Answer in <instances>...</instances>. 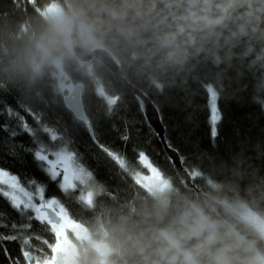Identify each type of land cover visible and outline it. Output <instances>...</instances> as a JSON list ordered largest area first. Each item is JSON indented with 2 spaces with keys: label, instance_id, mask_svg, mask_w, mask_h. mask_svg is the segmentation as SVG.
<instances>
[{
  "label": "trees",
  "instance_id": "obj_1",
  "mask_svg": "<svg viewBox=\"0 0 264 264\" xmlns=\"http://www.w3.org/2000/svg\"><path fill=\"white\" fill-rule=\"evenodd\" d=\"M64 1L67 7L78 2ZM103 2L124 10L125 0ZM129 2L145 9L149 0ZM52 4L58 5L56 0H0V170L15 176L24 188L42 187L44 198L58 200L71 220L88 229L92 242L110 241L115 249L113 264H143L136 251L138 243L156 229L171 224L194 202H203L178 176L158 136L148 126L133 95L134 88L141 90L158 109L164 140L178 153L195 188L206 194L213 191V182L224 181L223 191L214 195L234 202L244 199L255 210L264 212V180L257 183L249 174L239 181L221 163L231 165V157L243 149L264 174V158L256 159L253 150L257 142L264 145V108L252 99L253 73L247 70L253 57L264 52V0H251L249 35L232 48L235 53L247 47L253 51L242 61L233 58V67L226 73L230 79H225L224 84L234 97L215 102L219 115L215 136L211 122L213 104L203 86L225 67L221 64L216 68L212 57L228 51L230 45L225 43V37L235 30L232 21L225 28L215 29L222 32L220 36L215 32L200 33L195 43H180L173 48L162 46L158 40L164 32L174 31L168 24H157L164 17L169 23L172 21L163 0H157L155 10L143 18L135 17L132 9L116 19L102 14L106 21L102 46L119 65V71L112 73L96 61L81 65L73 55L42 61L35 47L45 27L40 9ZM247 10L245 5L233 15ZM122 27L131 28L134 35H122ZM184 39L181 37V41ZM237 69L244 73L243 77H237ZM60 83L82 86L83 119L75 118L65 106L66 88L61 89ZM8 109L23 119L9 116ZM25 123L35 130L36 136L24 130ZM42 126L56 129L62 140H53ZM12 131L17 135L12 136ZM37 137L51 153H71L75 165L89 173V186L78 183L67 191L61 189L58 178L46 171L45 160L36 158L40 147ZM99 145L122 157L125 163L119 166ZM139 153L146 154L169 181L167 190L151 193L135 180V173L144 171L138 161ZM249 184L253 187L246 191ZM161 204L166 211H160ZM22 219L0 187V223L8 225L0 227V234L20 236L17 240H0V264L47 263L56 244L53 229L46 222L33 219V227L25 233L38 237L25 246V234L11 228L12 222L19 224ZM83 247L85 251L75 257L76 264H95L96 257L88 244ZM24 250L32 252V262L26 261ZM150 252L151 248L147 249Z\"/></svg>",
  "mask_w": 264,
  "mask_h": 264
},
{
  "label": "clouds",
  "instance_id": "obj_2",
  "mask_svg": "<svg viewBox=\"0 0 264 264\" xmlns=\"http://www.w3.org/2000/svg\"><path fill=\"white\" fill-rule=\"evenodd\" d=\"M156 2L149 0L146 8L141 9L135 2L125 0L123 11L108 6L103 0H78L67 8L58 6L54 13L45 16V27L35 47L42 61L55 59L57 55L72 56L77 48L92 51L102 45L101 37L106 23L101 18L102 14L116 19L127 15V10L132 9L135 17L143 18L155 10ZM163 3L172 21L169 23L164 17L157 24H168L174 28V31L158 36L164 47L178 48L180 43H195L197 34H212L217 27H227L228 21L235 24V30H230V35L225 37V43L230 45L228 51L223 56L216 54L212 57L216 68L221 64L225 67L216 73L214 80L203 86L213 103L220 98L234 97V94L228 93L224 80L230 79L226 73L233 67V58L242 61L253 51L251 47L240 53L232 51L242 37L249 35L251 0H163ZM245 5L248 6L247 11L233 15ZM120 31L126 37L134 35L131 28L122 27ZM215 35L220 36L222 32H215ZM181 37L185 39L181 41ZM247 70L253 73L252 99L264 108V52L253 57ZM243 75L237 69V77ZM253 150L256 159L264 158V145L257 142ZM231 160V165L225 161L221 163L230 168L239 181L249 174L257 183L264 180V174L252 163V158L244 154L243 149ZM211 187L213 191L205 194L203 204L194 202L171 224L156 229L138 243L136 251L142 257L143 264H264V247H260V242L264 241V212L255 210L244 199L234 202L214 195L223 191L224 181H215ZM252 187L251 184L246 185V191ZM217 205L226 218L210 214L209 210L215 212ZM158 207L161 212L166 211L162 204ZM149 248L151 252L147 253ZM93 251L96 254L95 264H113L111 257L115 249L110 241H97Z\"/></svg>",
  "mask_w": 264,
  "mask_h": 264
},
{
  "label": "rangeland",
  "instance_id": "obj_3",
  "mask_svg": "<svg viewBox=\"0 0 264 264\" xmlns=\"http://www.w3.org/2000/svg\"><path fill=\"white\" fill-rule=\"evenodd\" d=\"M58 6L59 5L52 4L49 6L48 9H40V13L45 17L48 14L54 13L57 10ZM55 63H57V60L55 61ZM61 83L60 88L62 89L63 87H65L66 93H68L73 87V84L71 83L62 85ZM141 165L144 171L136 172L134 177L135 180H137L141 185H143L148 191H150L151 193L159 194L170 187L169 181L161 175L159 170L150 162L148 157L141 163ZM45 168L46 171L52 177L55 173H59L58 175H55V178H58L59 185L63 190H65L64 187H62L65 184V177H68V184L72 185V187L78 183L82 185L86 184L87 186H89L91 182L89 178V173L75 165L73 155L69 152L58 151L51 153L45 160ZM0 172L7 173L3 170H0ZM7 174L9 177L12 176L9 173ZM73 177H77V179H73ZM5 178L7 177L0 176V180H3ZM0 187L2 188L3 192L8 190V186L5 184H0ZM37 188L38 187H35L34 189H24L35 193ZM88 196L91 197V194L88 193ZM53 199L54 198L47 200ZM58 203L61 206V209L56 213V217L60 219V223L58 225L55 224V227L51 226L56 237V244L53 247V257L50 261H47V263L52 262V260L54 259V253L56 251H60L65 254L64 264H76L75 257L80 253V251H85L83 247V244L85 243L88 244L90 250H92V254L96 257V254L93 251V248L96 247V243L90 240V234L88 229L85 228L83 225L71 220L66 214L64 206L59 201Z\"/></svg>",
  "mask_w": 264,
  "mask_h": 264
},
{
  "label": "snow or ice",
  "instance_id": "obj_4",
  "mask_svg": "<svg viewBox=\"0 0 264 264\" xmlns=\"http://www.w3.org/2000/svg\"><path fill=\"white\" fill-rule=\"evenodd\" d=\"M30 111V110H29ZM9 116H15L16 118L22 120V117H19L17 113H15L12 109L7 110ZM212 134L215 136V125L216 122L219 120V115L217 113L215 103H213L212 107ZM39 119V117H36ZM4 129L7 130L8 126L7 124L3 125ZM43 131L51 136L53 140H62V137L58 134L57 130L54 128H49L48 126H42ZM23 128L26 132L32 134L33 136H36V132L34 129L29 127L26 123L23 124ZM12 136L17 135L15 131L11 132ZM126 139V137H125ZM37 143L40 144L39 149L36 152V158L38 160L44 161L47 159L48 155L51 154L52 150L49 149L47 145H44L40 143L39 138L37 137ZM102 151H104L108 156H112L115 158L116 163L121 166L124 164V160L122 157L117 155L116 153L110 151L107 149L104 145H99ZM147 157L143 153L138 154V161L139 163H142L144 160H146ZM59 173H55L53 175V178H55V175H58ZM0 176L7 177L3 180H0V184H5L8 186V190L3 192L5 196H7L10 201L12 202V206L19 212L20 216L23 218L21 223L12 222L11 228L13 230H17L18 233L25 234L23 239V245L28 246L30 245V240L35 239L37 240V235H30L26 234L25 230L31 229L33 227L32 220L35 219L41 223L46 222L47 225L55 227V224L52 222L55 220L56 213L60 211L61 206L59 205L58 201L55 199L53 200H45L43 195V188L38 187L36 189V192L33 193L31 191L25 190L20 184L18 179L15 176H8L7 173L0 172ZM73 179H77V177H73ZM67 191L68 188L72 187V185L68 184V177H65V184L62 186ZM38 201V202H37ZM29 213H33L34 215H29ZM0 227H8L7 224L0 223ZM20 236L18 234L13 235H4L0 234V240L2 239H8V240H17ZM30 250H24L23 255L26 259V261L32 262V255Z\"/></svg>",
  "mask_w": 264,
  "mask_h": 264
},
{
  "label": "water",
  "instance_id": "obj_5",
  "mask_svg": "<svg viewBox=\"0 0 264 264\" xmlns=\"http://www.w3.org/2000/svg\"><path fill=\"white\" fill-rule=\"evenodd\" d=\"M56 1L59 6L67 8V5L64 0H56ZM73 56L81 65H87L92 61H96L101 65H103L108 71L112 73H117L119 71V65L115 57L108 49H106L102 45L101 47H98L92 51H86L77 48ZM81 90H82V86L80 84H76L63 98L65 106L67 107V109L71 111V113L77 119L84 118L82 103H81ZM132 91L148 126L158 136L178 176L184 181L185 185L189 189L195 191L197 199L204 203L206 199L205 194L201 192L199 189L194 187L191 181V175L187 170L183 168L178 153L175 150L168 147V145L164 140L163 137L164 130L160 120L158 109L141 90L132 88ZM212 213L218 218H226L223 210L220 208L219 205L216 206V211ZM59 222L60 219L55 217V220L52 223L57 225L59 224ZM260 247H264V241L260 242ZM64 257L65 254L63 252L56 251L54 253V259L52 260V262H49L47 264H64Z\"/></svg>",
  "mask_w": 264,
  "mask_h": 264
}]
</instances>
